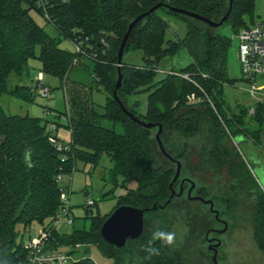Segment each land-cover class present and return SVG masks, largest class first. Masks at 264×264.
I'll return each instance as SVG.
<instances>
[{
  "label": "trees",
  "instance_id": "1",
  "mask_svg": "<svg viewBox=\"0 0 264 264\" xmlns=\"http://www.w3.org/2000/svg\"><path fill=\"white\" fill-rule=\"evenodd\" d=\"M50 22L59 31L52 36L38 24L32 10L42 13L36 0H0V264H24L28 251L23 245L25 234L18 240L16 226L27 229L34 220L43 228L49 226L62 206L58 175L74 172L77 161L96 165L104 155L114 162L110 180L136 181L137 187L121 194L115 208L123 204L148 208L145 231L122 248L109 244L101 234L107 216L87 214L86 223L74 221L71 233L54 229L47 248L75 247L76 244L96 246L101 255L116 258V262L133 264H180L181 255L170 250L160 240L153 239L157 230L171 232L172 221L181 215L188 227V237L202 240L214 226V214L203 203L171 197L170 184L176 173L177 161L182 163L183 175L197 176L206 195L216 198L226 214L236 211L243 201L253 200L255 242L264 251V193L251 175L244 160L229 145L238 137L261 140L264 128V106H257L252 116L255 126H244L249 109L238 105V112L224 97V86L235 80L228 74V52L231 39L216 32L208 23L184 15H177L188 25L187 35L176 40L167 39L168 22L159 9L143 19L130 39L143 51V64L118 61V51L130 23L158 3L160 9L178 7L219 21L230 8L231 0H51ZM255 0H232V11L225 23L234 34L247 27V17L253 16ZM63 38L82 41V52L69 51L60 46ZM130 50V47L129 49ZM187 56V59L183 57ZM38 59L41 71L58 77L67 85L68 117L71 144L59 150L49 141L48 120L32 115L12 114L2 105V97L9 93L11 76L29 74L30 60ZM77 58L93 61L92 75L98 87L108 90L109 101L103 110L87 95L86 87L70 80ZM171 58L169 69L160 79V64ZM121 70L123 86L131 91L136 85L148 93L145 113L141 119L162 124V143L170 159L160 147L154 132L129 118L115 101V75ZM183 75H187L184 77ZM68 85L70 87H68ZM75 86V87H72ZM33 86L19 81L11 94L33 102ZM196 93L202 100L189 103L188 95ZM61 113V112H60ZM121 122L123 132L105 127L103 120ZM197 155L198 160L194 157ZM175 167V168H174ZM157 206V209H154ZM88 207V206H87ZM91 208V207H90ZM114 208V209H115ZM230 208V209H229ZM235 216V215H233ZM153 248L158 255L150 254ZM71 254L77 250L72 249ZM74 264H95L87 255ZM112 264H115L112 263Z\"/></svg>",
  "mask_w": 264,
  "mask_h": 264
},
{
  "label": "rangeland",
  "instance_id": "2",
  "mask_svg": "<svg viewBox=\"0 0 264 264\" xmlns=\"http://www.w3.org/2000/svg\"><path fill=\"white\" fill-rule=\"evenodd\" d=\"M159 13L168 22V29L166 32L167 39H179L187 35L188 25L179 16L170 13L166 9H159ZM34 19L41 26L45 27L49 34L52 36H59L58 29L45 17L41 12L37 10L31 11ZM249 24L263 23L264 24V0H255V6L253 10V16L247 17ZM216 32L223 34L231 39V44L228 52V74L229 77L235 80L233 85L226 84L224 86V97L227 103L233 107L237 112L238 105H241L250 110L255 104V99L249 93V83H247L242 75L241 64L239 59V40L235 37L232 27L228 23H224L222 26L214 29ZM60 46L69 51H75V45L70 39L63 38ZM143 51L136 48V44L132 43L130 50H128L123 58L125 63L129 64H143ZM187 56L184 55V59ZM179 60L172 63L171 58H165L161 64L159 76L156 79L163 77L167 71L171 68L172 64H177ZM93 61L90 59L77 58L74 61L73 68L70 73V80L81 83L86 89L82 96L92 98L95 102V107L101 111L109 101L110 94L106 87H98L94 81L92 75ZM41 64L38 59L30 60L29 74L24 75L21 80L19 77L11 76L9 82V93L2 97L3 107L12 114L26 115L29 113L35 117L44 118L48 120V128H50L51 122H56L58 129L55 133L64 142L71 141V129L68 124V117L64 113L68 110L66 103L64 88L58 77L43 72V78L40 83H44L45 87L51 88V95L45 97L40 94L41 85L39 79L41 77ZM119 79V71L115 75V81L117 83ZM23 81L31 84L33 87H37V95L33 102L24 101L14 97L10 91L13 90L15 85ZM68 87H70L68 85ZM75 87V86H72ZM144 86H137L131 88V91L124 83V88L120 94L121 98L126 102L129 109L137 114L145 113L148 104V93L144 92ZM61 112V113H60ZM246 123L244 126H255L252 121L251 114L246 117ZM102 124L105 127L113 128L118 132H123L124 127L121 122H113L110 120H103ZM158 130L154 132V138H156ZM161 138V137H160ZM264 138V128H263ZM157 139V138H156ZM232 149L244 160L251 171V175L257 180L262 192L264 193V145L261 140H253L249 138L238 137L229 144ZM195 161L198 160L197 155L194 157ZM114 162L108 156L104 155L100 159L99 163L92 165L82 160L77 161L76 168L73 173L65 174L63 178V185L66 192L70 194V203L72 206L71 216L74 217L77 225L86 223L90 226L91 221L89 219L83 220L87 214V209H91L89 214L107 216L112 210H114L117 201L121 194H125L129 189L136 188V181H125L122 176H119L118 182L114 183L110 180L109 171L113 168ZM175 168V167H174ZM177 169V168H176ZM176 174V173H175ZM175 177V175H174ZM173 177V179H174ZM190 177V176H189ZM198 186H201L197 176L191 177ZM173 181V180H172ZM171 188V187H170ZM179 190V187H178ZM195 194H186L184 199H190ZM88 199L93 200L94 205L87 207ZM253 200L249 201V205L246 206V202L239 206L236 211L229 210L230 214L226 215V219L229 222V228L226 233L219 234L206 232L202 240H196L195 238L188 237V227L185 221L178 215L175 220L172 221L171 232L176 234V242L172 246H165L167 249L177 250L181 255L180 264H214L213 257L215 255L214 249H220L217 256L218 264H264V251H262L255 242V229L253 223ZM195 206L202 204L201 201H195ZM210 209L209 206L206 205ZM226 206H223L225 209ZM230 209V208H229ZM235 215V216H233ZM213 228L223 229V225L215 222ZM43 229V224L39 220H34L32 224L24 229L23 225L18 224L16 230L18 232L17 239H21V234H25L24 239L30 237H36ZM60 231L71 233L73 226L61 223L58 226ZM221 243L218 247L217 245ZM213 247V248H212ZM66 252L70 250V247H63ZM89 255L98 264H127L122 262H116L114 257H106L101 255L96 246H82L77 249V253L74 255V259H80ZM145 261L134 262L133 264H143Z\"/></svg>",
  "mask_w": 264,
  "mask_h": 264
},
{
  "label": "built area",
  "instance_id": "3",
  "mask_svg": "<svg viewBox=\"0 0 264 264\" xmlns=\"http://www.w3.org/2000/svg\"><path fill=\"white\" fill-rule=\"evenodd\" d=\"M67 1V0H64ZM38 8L42 11V14L47 17L50 21L52 14L50 8L53 3L51 0H36ZM235 37L239 40V59L241 64V71L244 80L249 83V93L255 99V104L250 108L249 113L254 115L256 113L257 106H264V24L263 23H254L249 24L247 27L241 29L238 33L235 34ZM72 41V40H71ZM75 45V51L78 53L82 52L83 42L82 41H72ZM157 71H162L157 69ZM172 73V71H167ZM166 72V73H167ZM187 77V75H183ZM43 78V72L39 79V83ZM40 94L49 97L51 95V88L45 87V84L42 82ZM64 93L66 98V103L68 104V88L64 84ZM37 87L33 88L34 93L37 95ZM202 100L201 97L197 96L196 93H191L188 95L189 103H198ZM51 132L49 136V141L52 145L57 147L59 150H68L70 149L71 144L69 142H64L55 133V130L58 129L56 122H51L50 128ZM64 175H58L57 181L60 185V200L61 208L59 213L56 215V218L53 222L43 228L40 233L32 238L24 239L23 245L28 251V258L24 264H74L79 259H74L75 254H71L72 249H80L84 244H76L75 247H70V250L66 252L63 247L50 249L47 248L48 242L52 236L53 230L58 229V226L65 222L69 226L74 225V217L71 216L72 206L70 203V194L66 192L65 186L63 185ZM94 201L88 199L87 206L90 207L94 205ZM92 258V257H91ZM93 259V258H92ZM94 260V259H93ZM95 262V261H94ZM95 264H98L95 262ZM110 264V263H108Z\"/></svg>",
  "mask_w": 264,
  "mask_h": 264
},
{
  "label": "water",
  "instance_id": "4",
  "mask_svg": "<svg viewBox=\"0 0 264 264\" xmlns=\"http://www.w3.org/2000/svg\"><path fill=\"white\" fill-rule=\"evenodd\" d=\"M163 6L162 3H158L151 7L149 10L145 11L144 13L138 15L129 25L127 32L125 33L119 51H118V61L121 64L123 62V58L125 53L128 51L130 47V39L133 35V31L135 27L145 18H149L152 13L157 11ZM232 11V0L230 3V8L229 11L219 20L215 21L211 18H208L206 16L197 14L193 11L178 8V7H169V12L173 13L175 15H184V16H191L197 19H200L206 23L213 29H216L220 26H222L227 19L229 18V15ZM123 86V74L121 73V70L119 69V79L116 84V89L114 93V99L115 101L121 106L123 109L124 113L131 118L134 122L139 123L143 127L146 128H158V132L156 134V138L160 144L161 150L172 160H175L172 156L168 154L166 151L162 140L160 138V134L162 133L163 126L162 124H156L152 122H147L135 113L131 112L125 104L122 102V100L118 96V90L121 89ZM29 113H27V116ZM264 145V142H263ZM181 168L182 164L180 161H177V169H176V174L173 179V181L170 184V187L172 189L174 182L177 180V178L180 176L181 173ZM195 186V184H192V188ZM176 194V191L173 190L171 198ZM181 194V193H180ZM171 198L167 201V203L170 202ZM194 200H202L207 204H211V210H214L213 207V201L211 199L206 200L203 197H193ZM154 209H157V206H154ZM150 210L148 208H142L134 205H129V204H123L118 206L117 208L114 209V211L109 215V217L105 220L103 225L101 226V234L105 238V240L111 244L114 245L117 248H122L125 245H127L130 241H134L139 239L144 231H145V214L146 212ZM217 218H219L220 212L218 210L215 211ZM227 224V222H225ZM225 230V229H224ZM224 230H219V233H223ZM221 243L217 245V247ZM217 256H218V251L215 249V255L213 257V260L215 261L214 264H218L217 262Z\"/></svg>",
  "mask_w": 264,
  "mask_h": 264
},
{
  "label": "flooded vegetation",
  "instance_id": "5",
  "mask_svg": "<svg viewBox=\"0 0 264 264\" xmlns=\"http://www.w3.org/2000/svg\"><path fill=\"white\" fill-rule=\"evenodd\" d=\"M193 183L195 184V186L192 188V184ZM178 187H179V190H178ZM173 190L176 191V194L172 198L170 197L171 200L174 197L184 198L186 196V194L187 195L188 194L189 195L190 194H195L194 197H196V196L200 197L201 196V197H203L206 200L211 199L213 201L214 210H211V204L210 203L207 204V203H205L202 200H194L193 197H190V200H192V201H201L204 205L209 206L210 207V211L214 214V217L217 220V222L220 223L221 225H223V229L213 228V229L210 230V233H217L219 230H224V229L225 230H224L223 233H219V232L218 233L222 234V235L224 233H226V231L229 228V222L225 218L226 215H227L225 210H223L222 207L219 206V204L216 202L217 200H215L216 198L207 196L205 190L201 186H198L197 183L191 177L183 175L182 168H181L180 176L177 178V180L173 184V187L171 189L172 193H173ZM172 193H171V196H172ZM216 210H218L220 212L219 218H217V216H216V212H215ZM225 222H227V224ZM213 250L215 251L214 248H213ZM217 251H218V254H219L220 249H217Z\"/></svg>",
  "mask_w": 264,
  "mask_h": 264
},
{
  "label": "clouds",
  "instance_id": "6",
  "mask_svg": "<svg viewBox=\"0 0 264 264\" xmlns=\"http://www.w3.org/2000/svg\"><path fill=\"white\" fill-rule=\"evenodd\" d=\"M153 239L154 240H156V239L160 240L166 246H172L176 242V234L174 232H164V231L157 230L153 233ZM147 251L150 254L158 255V251L156 249L151 248V247L148 248Z\"/></svg>",
  "mask_w": 264,
  "mask_h": 264
}]
</instances>
